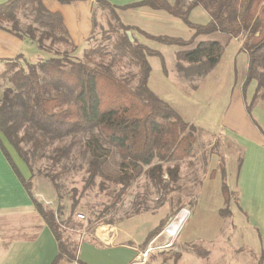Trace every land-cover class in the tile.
<instances>
[{"label": "trees", "instance_id": "1", "mask_svg": "<svg viewBox=\"0 0 264 264\" xmlns=\"http://www.w3.org/2000/svg\"><path fill=\"white\" fill-rule=\"evenodd\" d=\"M56 1L61 5H69L86 0ZM94 1L117 18L113 6L107 0ZM135 7L163 10L193 31L192 39L187 42L165 36L154 37L138 31L147 39L163 45L185 48L196 37L215 32L243 39L241 49L247 54V68L242 89L245 91L249 83H255L247 108L264 100V0H174L172 3L168 0H141L120 8ZM196 7H201L209 16L205 25L190 22L189 15ZM26 9L32 15V25L29 24L22 31L19 29L17 13ZM4 22L9 23L8 28L1 25ZM0 28L20 39H28L42 52H49V45L55 43L75 49L68 39L61 17L49 12L41 0H6L0 3ZM119 29L121 34L115 38L112 46L114 58L118 61L127 59L137 68L136 84L133 86L131 79L119 78L114 74L112 62L100 61L91 65L93 56L103 60L101 48L88 50L84 55L86 61L50 56L30 62L17 55L4 65L11 88L4 90L0 99V135L29 171L30 160L21 147L28 134L19 136L20 129H33L37 134L32 143V156L49 141L76 133L91 134L86 145V174L80 190L73 191L68 215L62 223L57 221L54 209L36 196L33 178L22 175L0 136V154L55 239L58 251L50 264H88L78 258L79 243L71 239V235L79 234L83 229L93 235L97 224L111 223L94 219L84 227L83 222L74 216L79 198L96 185L100 190L108 182L119 185L112 201L115 204L132 182L144 174L152 188L167 197L168 212L148 232L142 249L184 206L173 195L180 180L178 162L195 156L194 147L205 132L193 123L184 122L165 101L150 91L147 86L151 71L148 60L157 57L164 69L163 59L157 51L140 44L132 32L133 41L130 42L126 31L132 28L119 24ZM47 40L49 45L43 43ZM224 47L219 42H200L193 48L179 50L175 55L176 73L192 82L191 88L195 89L194 83L217 64ZM18 61H22L24 66L16 67ZM113 150L120 157V162L114 168L111 167ZM240 163L241 159H238V166ZM221 165L220 161L218 169L222 177L224 205L219 214L230 217V195ZM186 249L198 256L205 255L196 243L186 245Z\"/></svg>", "mask_w": 264, "mask_h": 264}, {"label": "crops", "instance_id": "2", "mask_svg": "<svg viewBox=\"0 0 264 264\" xmlns=\"http://www.w3.org/2000/svg\"><path fill=\"white\" fill-rule=\"evenodd\" d=\"M5 1L0 0V3ZM107 1L114 8L116 23L132 28L131 32L140 44L157 52L158 47L171 48L173 57L170 63L164 64V69L157 57L148 60L151 71L147 86L150 91L165 101L184 122L193 123L205 132L208 139L204 140L206 146L201 149L208 150L211 142L220 145L218 154L201 151L199 155L180 161L186 168H194L192 164L197 160L206 171L192 206L182 210L180 229L176 232L175 228L173 231L163 228L149 241L154 243L163 239L168 246L171 243L172 248L156 249L159 251L150 252L148 259L140 262V253L147 249L141 250L145 237L161 218L152 219V226L147 227L144 225L146 218L136 215L123 219L116 227H106L108 232L101 236L98 229H94L93 238L99 244L82 242L78 258L88 264H264V100L247 108L253 94L242 89L247 68V54L241 49L243 39L215 32L196 37L185 48L163 45L138 31L185 42L192 39L193 31L163 10L120 8L141 0ZM41 2L49 12L61 17L68 39L76 49L85 48L95 30L103 26L104 21L106 23L104 13L107 10L101 9L94 0L69 5H61L56 0ZM189 20L205 25L209 16L201 7H196ZM1 25L9 27L6 22ZM200 42H219L225 47L217 64L197 80L196 88L192 89V82L176 73L175 55ZM39 54L34 43L0 28V68L17 55L28 61L46 59ZM220 159L230 193V217L219 214L224 205L218 169ZM238 159H241L239 166ZM10 180L11 187L3 188L4 198L0 200V228L12 231L0 233V264H50L58 251L55 239L15 176ZM191 243L199 244L205 255L198 256L187 250L186 245ZM155 247L160 248V245Z\"/></svg>", "mask_w": 264, "mask_h": 264}, {"label": "rangeland", "instance_id": "3", "mask_svg": "<svg viewBox=\"0 0 264 264\" xmlns=\"http://www.w3.org/2000/svg\"><path fill=\"white\" fill-rule=\"evenodd\" d=\"M107 11L104 13L106 23L104 21L103 26H100L99 29L95 30L91 41L85 48L72 49L71 47L59 43L49 45L47 40L43 43L45 45H49L51 49L47 53L40 51L39 57L49 58L50 56H66L67 58L73 60L86 61L84 55L88 50L101 48L104 55L103 60H101L98 56H93L91 65L92 63H98L100 61L104 63L112 62L114 74L119 78L131 79V85H135L137 68L130 64L127 59L118 61L117 58H114L112 46L115 38L121 34V30L119 29V24L121 23H116L115 17H112ZM17 19L19 20V29L22 31H24L29 24L32 25V15L30 14L29 9L19 11L17 13ZM158 49L161 57L163 56L162 59L164 58V64L166 65L168 62L170 63L173 57L171 48L158 47ZM39 60L44 59L29 61L37 62ZM16 63V67L24 66L22 61H18ZM5 70L6 67L0 68V99L3 91L7 88H11V85L6 77L7 75ZM254 89V82L249 83L246 87L247 93L249 95L254 93ZM23 133H26V135L28 134V137L25 139V141L21 143V147L29 157L31 165L30 171L19 159L12 147L8 145L1 135L0 136L22 175L25 178H33L34 192L36 196L42 203L47 204L52 209H54L57 221L62 223L65 221L68 215L71 204V196L74 194L73 191L80 190L82 179L86 174L85 171L87 169L88 163V151L86 149V145L91 134L76 133L61 139L49 141L41 151L32 156V143L37 137V134L33 129L27 128L20 129L19 136H22ZM206 139H208V136L203 133L194 147L195 155H199L201 151H210L212 154H218L220 144L216 145V143L211 142L210 148L208 150L201 149L203 148V145L206 146L204 143V140ZM104 146L107 147V145ZM113 152L114 155L111 157V167L114 168L115 165L120 162V157L115 150H113ZM220 161L222 163L221 159ZM194 162H196L192 164L194 168H186L182 162H178L180 180L177 183V189L174 191L173 195L176 199H180L184 206L183 208L179 209V212L171 220H169L167 224H165L164 230L171 231L172 228H175L177 229V232L181 225L180 221L182 219V210L186 208L185 206H192L193 200L198 196V184L200 183V179L202 178L206 169L205 167L203 169L197 160H194ZM11 176L14 177L0 154V200H3L4 198L2 196L4 194L3 188L5 187L9 189L11 187ZM98 182L99 180L96 181V183ZM118 188L119 185L108 182L103 190H100L96 185L91 190L86 191L85 194L78 200L74 216L83 222L84 227H87L89 225L88 222L93 221L94 219H96V221L99 220L111 222L97 224L95 226V229H98L100 236L108 232L106 227H116V225L125 218H131L136 215L143 216L146 218L147 223L144 225L147 227L152 226L150 225V221H152V219L156 220L160 217L161 221L165 218L169 209L167 197H164L160 193L156 192L150 185L149 179L144 174L132 182L131 186L119 199V201H117L115 204H112L114 194ZM77 197L78 195L75 197V199H77ZM78 214L83 215V218H78ZM85 230L86 229L81 230L79 234H73L74 236L71 235V239L77 240L79 245L85 241L98 242L93 238V235H90L88 231ZM10 231L12 230L7 231L0 228V233L2 234ZM161 240L162 241L157 240L154 243H149L146 247L150 245L152 247L157 245L168 246V244L164 243L165 241H163V239ZM173 244L176 245L175 243ZM93 245L96 246L95 244ZM113 246L120 248L118 245ZM168 247L172 248V244L170 243ZM182 248H185V245H182Z\"/></svg>", "mask_w": 264, "mask_h": 264}, {"label": "built area", "instance_id": "4", "mask_svg": "<svg viewBox=\"0 0 264 264\" xmlns=\"http://www.w3.org/2000/svg\"><path fill=\"white\" fill-rule=\"evenodd\" d=\"M77 217L82 219L83 215L78 214ZM164 245H166V244H164ZM165 247H167V246H160V248H158V247L152 248L151 246H148L144 252L140 253V256H139L140 262H145L148 259L150 252H152L154 250L156 251V249H163Z\"/></svg>", "mask_w": 264, "mask_h": 264}, {"label": "water", "instance_id": "5", "mask_svg": "<svg viewBox=\"0 0 264 264\" xmlns=\"http://www.w3.org/2000/svg\"><path fill=\"white\" fill-rule=\"evenodd\" d=\"M126 35H127L128 39H129V41L132 42L133 39H132L131 32L130 31H126Z\"/></svg>", "mask_w": 264, "mask_h": 264}]
</instances>
